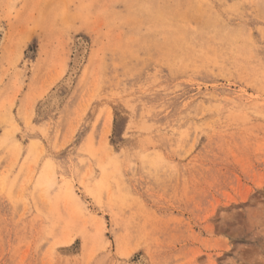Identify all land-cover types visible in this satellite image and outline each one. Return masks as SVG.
<instances>
[{"label":"rangeland","instance_id":"1","mask_svg":"<svg viewBox=\"0 0 264 264\" xmlns=\"http://www.w3.org/2000/svg\"><path fill=\"white\" fill-rule=\"evenodd\" d=\"M0 264H264V0H0Z\"/></svg>","mask_w":264,"mask_h":264},{"label":"bare ground","instance_id":"2","mask_svg":"<svg viewBox=\"0 0 264 264\" xmlns=\"http://www.w3.org/2000/svg\"><path fill=\"white\" fill-rule=\"evenodd\" d=\"M177 15V14H176ZM71 69V68H70Z\"/></svg>","mask_w":264,"mask_h":264}]
</instances>
